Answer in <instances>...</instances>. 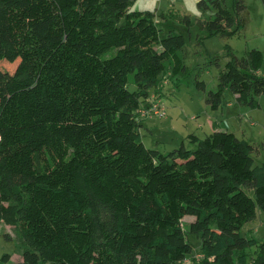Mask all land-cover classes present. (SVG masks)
<instances>
[{"label":"trees","instance_id":"obj_1","mask_svg":"<svg viewBox=\"0 0 264 264\" xmlns=\"http://www.w3.org/2000/svg\"><path fill=\"white\" fill-rule=\"evenodd\" d=\"M134 3L0 0V225L24 247L22 262L6 253L4 264H247L254 246L264 264V240L241 234L264 212V141L216 121L206 137L189 135L194 149L145 145L140 109L152 94L164 103V80L186 70L187 40L172 9ZM211 3L214 17L199 20L207 37L246 28L245 0ZM228 56L206 102L219 110L231 91L260 107L262 50Z\"/></svg>","mask_w":264,"mask_h":264},{"label":"rangeland","instance_id":"obj_2","mask_svg":"<svg viewBox=\"0 0 264 264\" xmlns=\"http://www.w3.org/2000/svg\"><path fill=\"white\" fill-rule=\"evenodd\" d=\"M202 0H135L134 10H151L160 14L169 9L174 11L170 24L176 33H183L187 43L181 52L186 70L178 76L165 78L162 99L166 106V117H141L140 128L142 140L149 148L168 153L179 148L182 143L188 148L196 146L190 141L189 135L194 133L201 138L214 131L210 120L223 121L222 129L234 132L239 138L250 140L256 144L264 141V94L259 96L260 107L252 108L237 101L231 91L224 94V104L219 110H212L206 102L207 93L218 86L221 73L230 59L229 51L243 57L247 51L257 48L263 52V61L258 71L264 75V5L261 0H245L247 5V25L234 36L207 37V33L199 26L200 19H211L216 10L211 0H205L208 6L200 5ZM228 8H232L233 0H226ZM195 9L193 11L192 9ZM199 13L198 15L196 13ZM188 15L192 20L190 28L183 18ZM203 38L204 43H200ZM14 65H4L5 69L14 70ZM197 81H204L207 91L198 86ZM131 89L135 84L131 83ZM153 95V94H152ZM262 156L258 159L261 161ZM195 220L192 215L183 218V225ZM241 234L264 240V212L258 207L256 216L241 229ZM189 239L196 244L195 253L201 257V238L189 234ZM257 246L247 249L248 262L254 264L253 257ZM24 247L16 227L2 223L0 225V264H4L3 256L11 255V263L23 261Z\"/></svg>","mask_w":264,"mask_h":264},{"label":"built area","instance_id":"obj_3","mask_svg":"<svg viewBox=\"0 0 264 264\" xmlns=\"http://www.w3.org/2000/svg\"><path fill=\"white\" fill-rule=\"evenodd\" d=\"M151 103L147 107L140 109L141 117H165L167 115L166 106L161 99L156 100L153 94L150 98Z\"/></svg>","mask_w":264,"mask_h":264},{"label":"crops","instance_id":"obj_4","mask_svg":"<svg viewBox=\"0 0 264 264\" xmlns=\"http://www.w3.org/2000/svg\"><path fill=\"white\" fill-rule=\"evenodd\" d=\"M216 121L218 122L219 120H215V121H214V120H210V124H211V126H212L213 128H214V124H213V123L216 122Z\"/></svg>","mask_w":264,"mask_h":264},{"label":"clouds","instance_id":"obj_5","mask_svg":"<svg viewBox=\"0 0 264 264\" xmlns=\"http://www.w3.org/2000/svg\"><path fill=\"white\" fill-rule=\"evenodd\" d=\"M192 10H193V11H195V9H194V8H193ZM196 14L198 15L199 13L197 12Z\"/></svg>","mask_w":264,"mask_h":264}]
</instances>
